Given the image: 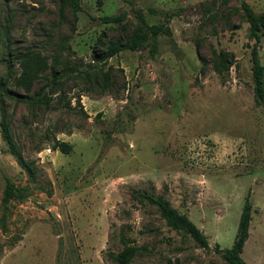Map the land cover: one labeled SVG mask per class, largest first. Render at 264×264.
Masks as SVG:
<instances>
[{"label": "rangeland", "instance_id": "obj_1", "mask_svg": "<svg viewBox=\"0 0 264 264\" xmlns=\"http://www.w3.org/2000/svg\"><path fill=\"white\" fill-rule=\"evenodd\" d=\"M240 1L79 0L74 20L64 0H0V122L5 113L34 168L30 177L0 132V264H118L109 252L125 244L138 247L127 264H227L214 248L232 245L247 195L240 256L264 264V108L253 101L254 40ZM245 1L260 27L264 66V0ZM135 10L149 24L174 14L171 37L159 36L153 58L148 48L122 50L102 71L89 68L94 50L130 40ZM120 12L122 25L99 19ZM220 50L234 61L219 73ZM28 59L38 76L51 68L64 76L53 86L36 78L26 92L16 79ZM46 91L47 108L17 100ZM114 123L125 130L113 132ZM101 130L111 133L106 147ZM53 137L72 151L54 150ZM5 177L21 197L4 200ZM137 190L186 214L208 249L168 227Z\"/></svg>", "mask_w": 264, "mask_h": 264}, {"label": "trees", "instance_id": "obj_2", "mask_svg": "<svg viewBox=\"0 0 264 264\" xmlns=\"http://www.w3.org/2000/svg\"><path fill=\"white\" fill-rule=\"evenodd\" d=\"M71 8L73 19H77V12L80 10L81 6L79 0H64ZM240 7L245 15L246 22L248 23V38L253 39L254 42L251 45L250 51V61H251V77H252V91H253V101L256 106L264 108V66L260 62L258 55L257 43L259 42V24L254 17V14L245 0L240 1ZM166 15V13L164 14ZM134 16L136 18L137 24L130 37V40L124 43L111 42L109 43L103 51L94 50L92 52L91 64H88L89 68L100 69L102 71V66L106 61L113 55L118 54L122 50L139 51L144 48H148L149 55L153 58L158 50L159 36L165 35L171 37V30L169 28V20L174 14L167 15L162 22L149 24L146 21L145 16L139 11H134ZM125 12H120L111 15H101L99 17L100 21L105 24H116L122 25V21L125 19ZM33 59H28L23 61V69H25L16 79V85L22 86L24 91L29 92L30 85L32 81L36 78L45 79L52 86L55 83H59L64 76L62 70H51L47 73V76H38L37 71H39L38 65L33 62ZM234 61L233 54L226 51L220 50L218 52L217 60H215L213 67L219 73L222 71L223 63H227L226 70ZM85 73H88L85 71ZM46 75V74H45ZM51 86V87H52ZM52 89V88H51ZM51 91V90H49ZM51 94L46 92H40L33 96H29L26 93L24 95H18L17 100L23 101L26 104L32 106L36 104H42L46 108L52 103ZM77 103H79V95L76 98ZM65 107L71 108L70 102H65ZM84 113V112H83ZM134 118V116H133ZM122 125V126H121ZM126 126L123 124L114 123L112 130L113 132H122ZM104 135L103 147H106L110 142V132L101 130ZM0 132L3 139L8 144L9 152L14 156L16 162L26 170V172L33 177L34 168L32 166V161L26 162L21 153L19 152L13 137L11 135L9 124L5 120V113H2L0 122ZM52 148L58 150L62 153L68 154L72 151V145L64 140H58L57 138H52ZM104 148H101L95 157L93 163H97L103 153ZM88 167L87 169H89ZM5 187H4V200H8L13 197H21V192H17L16 188L10 178L5 177ZM136 194L149 203L153 204L159 211L161 217L165 219L168 227L174 230L182 229L186 232L197 245L204 249H208L209 245L207 238L204 233L187 217L186 214L178 211L177 208L172 206L168 200L161 196L153 195L146 190H137ZM251 219V203L248 199V195L245 197L242 209L239 215L238 225L234 240L229 248H220L215 246V251L220 254V256L225 260L227 264H248L240 256L243 245L248 237L249 222ZM138 250L137 246L125 244L123 248L118 252H109L110 257L118 264H127L131 261L133 255Z\"/></svg>", "mask_w": 264, "mask_h": 264}]
</instances>
